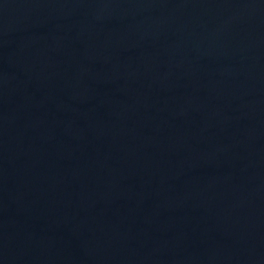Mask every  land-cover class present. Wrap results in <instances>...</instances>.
<instances>
[{
  "label": "water",
  "instance_id": "water-1",
  "mask_svg": "<svg viewBox=\"0 0 264 264\" xmlns=\"http://www.w3.org/2000/svg\"><path fill=\"white\" fill-rule=\"evenodd\" d=\"M0 264H264V0H0Z\"/></svg>",
  "mask_w": 264,
  "mask_h": 264
}]
</instances>
